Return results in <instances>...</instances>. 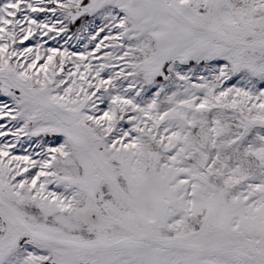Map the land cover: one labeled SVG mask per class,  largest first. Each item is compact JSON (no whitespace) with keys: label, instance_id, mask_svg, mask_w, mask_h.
Listing matches in <instances>:
<instances>
[{"label":"snow or ice","instance_id":"obj_1","mask_svg":"<svg viewBox=\"0 0 264 264\" xmlns=\"http://www.w3.org/2000/svg\"><path fill=\"white\" fill-rule=\"evenodd\" d=\"M0 264H264V0H2Z\"/></svg>","mask_w":264,"mask_h":264},{"label":"rangeland","instance_id":"obj_2","mask_svg":"<svg viewBox=\"0 0 264 264\" xmlns=\"http://www.w3.org/2000/svg\"><path fill=\"white\" fill-rule=\"evenodd\" d=\"M0 2H2V0H0Z\"/></svg>","mask_w":264,"mask_h":264}]
</instances>
